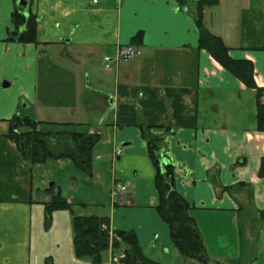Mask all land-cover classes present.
<instances>
[{"label":"crops","instance_id":"1","mask_svg":"<svg viewBox=\"0 0 264 264\" xmlns=\"http://www.w3.org/2000/svg\"><path fill=\"white\" fill-rule=\"evenodd\" d=\"M26 1L23 12L37 18V45L5 40L19 4L0 0V264H96L75 257L69 211H54L45 226L49 183L74 214L133 231L143 252L164 264L153 255L175 249L155 209L154 167L140 126L163 138L176 190L202 234L205 264H264V131L256 129L255 89L198 47L197 0ZM239 1L236 36L227 25L214 34L233 59L252 62L255 84L264 88V0ZM212 8L203 10L205 25L215 21ZM137 32L142 55L106 68L105 59ZM16 112L99 134L91 175L69 158L25 164L4 136ZM110 252L97 264H125L110 262Z\"/></svg>","mask_w":264,"mask_h":264},{"label":"trees","instance_id":"2","mask_svg":"<svg viewBox=\"0 0 264 264\" xmlns=\"http://www.w3.org/2000/svg\"><path fill=\"white\" fill-rule=\"evenodd\" d=\"M218 0H197L195 11L191 13L198 30V47L206 50L224 69L230 72L246 87L254 88L257 98L256 129L264 131V103L260 97L264 88L257 87L253 79V65L247 59H233L222 38L209 32L204 24L203 10L215 5ZM27 2V1H26ZM186 6L188 0H177ZM21 5H15L11 13L12 29L7 32L6 41L22 44H38L37 18L28 9L23 12ZM142 33L137 32L132 44H139ZM82 123L41 121L29 114L16 112L8 120L4 136L14 144L24 163L32 166L44 164L48 160L69 158L87 175H91L93 147L99 141L97 133H88L81 128ZM140 135L145 140L148 157L154 167L153 184L157 192L156 212L168 226L174 249L186 260L205 264L208 256L195 220L189 214L191 206L176 190L174 164L169 161L168 151L161 135L154 133L150 126H140ZM258 174L264 175V158ZM47 202H43L45 226L51 222L54 211L67 210L72 214V246L76 258H87L93 263L101 262V255L110 245L116 249L123 247L125 264H161L148 257L137 242L133 231L111 230L109 236L108 219L96 215L74 214L73 205L61 197L58 188L52 184L47 193L53 192ZM43 191V193H46ZM264 219V211L260 212Z\"/></svg>","mask_w":264,"mask_h":264},{"label":"rangeland","instance_id":"3","mask_svg":"<svg viewBox=\"0 0 264 264\" xmlns=\"http://www.w3.org/2000/svg\"><path fill=\"white\" fill-rule=\"evenodd\" d=\"M239 4H240L239 0H223L222 3H220L218 0L215 5L210 6V7H214L211 10L210 17L212 19H215V21H208V24L205 25L206 29L212 33H216V32H214L215 28L217 30L219 29L223 32L226 25H227L228 29H226V33L230 32L232 37L236 36V34H237L236 21H237V19H236V15L234 13L239 8ZM205 9H207V7H205ZM60 220L64 221V219H60ZM62 229H64V225L62 226ZM41 236H42V238L45 237V236H43V234H41ZM44 241H46V239ZM175 253H177V254H175ZM153 256H158V258H156V257H154V258H156L157 260L163 261L164 264H166L167 262L169 264L170 263L187 264V262H189V260L183 259L178 254V252L176 250H174V252H172L169 255L168 254L162 255V256H164V258H161L160 255H153ZM178 257H181V258L178 259ZM41 262H42V264H44V263L47 264V261H41Z\"/></svg>","mask_w":264,"mask_h":264},{"label":"built area","instance_id":"4","mask_svg":"<svg viewBox=\"0 0 264 264\" xmlns=\"http://www.w3.org/2000/svg\"><path fill=\"white\" fill-rule=\"evenodd\" d=\"M96 2H97V0H92V3H96ZM141 54H142L141 50L136 46H132V45L118 46L116 53H115V57L113 59L108 58L106 60L108 63L105 64V67H109V63L111 61L113 63H117L120 60H129V59L139 57ZM261 100L264 102V94L261 96ZM117 188L119 190H124L125 186L118 185ZM123 258H124V253H120V254L112 253L111 257H110V261L117 263Z\"/></svg>","mask_w":264,"mask_h":264},{"label":"water","instance_id":"5","mask_svg":"<svg viewBox=\"0 0 264 264\" xmlns=\"http://www.w3.org/2000/svg\"><path fill=\"white\" fill-rule=\"evenodd\" d=\"M17 3L19 4V5H21V6H25V4H26V0H17ZM1 86L2 87H7L8 86V83L7 82H3L2 84H1ZM52 185V183H49V186H51Z\"/></svg>","mask_w":264,"mask_h":264}]
</instances>
